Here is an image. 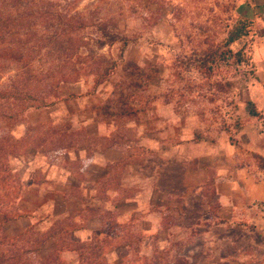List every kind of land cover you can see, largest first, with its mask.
Segmentation results:
<instances>
[{
  "label": "rangeland",
  "instance_id": "obj_1",
  "mask_svg": "<svg viewBox=\"0 0 264 264\" xmlns=\"http://www.w3.org/2000/svg\"><path fill=\"white\" fill-rule=\"evenodd\" d=\"M234 4L235 0H79V9L94 8L95 16L116 20L120 34L129 38L122 50L124 59L156 68L155 76L141 93L150 97V101L134 119H100L91 107L111 94V80L116 77L113 75L88 93L84 91L90 86L89 78H80L73 85L64 84L63 90L71 88L82 94L50 106L25 109L20 122L12 128L15 136L23 134L27 124L69 117L75 129L93 137L76 141L87 147L83 148L86 152L94 147L100 149L113 138L124 145L125 152L120 160L106 165L105 174L90 183L79 170L78 159H71L66 153L79 147L52 152L53 165L43 152L28 147L12 159V167L20 180L19 173L26 176L25 182L21 180L16 205L31 216L25 214L3 222L0 230L11 236L37 219L42 222L34 223L32 230L40 235L56 225L89 227L81 234L71 230L44 241L35 253L38 257L64 246L56 250L55 264H77L76 252L65 249L70 239L77 242L102 239L97 247L99 255L110 264H264V225L250 229V223L242 222L218 231L208 226L217 208L212 177L202 188L201 203L208 204L206 214V208L199 202L192 201V205L178 209L175 201L183 194L178 188L172 198L159 193L156 200L146 201L149 182L143 186L133 169L136 162L159 154L160 149L182 141L190 132L193 138L196 134L210 138L225 131L234 140L232 122L244 106L243 100L236 96L240 89L236 83L238 75L219 72V67L210 74L205 70L199 73L191 66L181 71V78L179 74L176 76L177 56L210 49L222 41L234 15ZM84 32L88 35L93 29L88 27ZM240 42L232 43L231 48H237ZM118 44L104 46L102 50L115 56ZM248 68L242 67L245 74ZM223 75L231 76L233 87L226 93H218L209 82ZM239 76L242 78L241 73ZM184 81L186 90L179 99V91L174 88L184 85ZM230 98L231 103L227 102ZM144 138L158 139L159 149L142 145L140 140ZM253 160L258 166L264 163L256 156ZM137 191L144 196L141 199L139 195L138 201ZM98 219H103L102 231L101 222L96 225ZM35 233H27L26 240L21 239L23 242L3 244L1 248L13 252L30 247Z\"/></svg>",
  "mask_w": 264,
  "mask_h": 264
},
{
  "label": "trees",
  "instance_id": "obj_2",
  "mask_svg": "<svg viewBox=\"0 0 264 264\" xmlns=\"http://www.w3.org/2000/svg\"><path fill=\"white\" fill-rule=\"evenodd\" d=\"M78 1L0 0V226L3 222L27 214L16 205L22 183L12 167L13 158L32 147L43 152L51 161L52 152L71 147L87 149L83 143L76 141L83 137L93 138L84 130L75 129L69 117L27 124L24 133L15 136L12 128L20 122L25 109L50 106L82 94L71 88L63 90L64 84L73 85L80 78H89L90 86L84 91L88 93L113 75L116 77L111 80V94L104 102L91 107L100 119H134L138 112L147 108L150 101V97L141 93L155 76L156 68L150 64L140 65L133 60L124 59L122 50L129 38L120 34L116 20L95 16L94 8L81 10L77 7ZM247 25L246 18L234 14L222 41L210 49L199 52L192 50L177 56L176 66L179 69L176 76L179 74L181 78V71L188 70L191 66L197 72L205 70L207 74L217 67L220 68L219 72L231 71L238 75L236 83L240 89L236 96L238 100H243L244 111L250 115H258L252 101L242 97L245 82L251 73L249 68L246 74L242 70L249 63L247 50L243 45L231 48L232 42L247 32ZM88 27H92L93 32L87 35L84 30ZM115 42L119 43L115 56L102 50L104 46ZM240 73L242 78H238ZM209 83L218 93H226L232 89L234 82L231 76L223 75ZM186 86L184 81V85L174 88V91H179V99L183 97ZM169 91L170 89L168 93ZM227 102L231 103L233 100L230 98ZM246 121V117L237 114L232 122L234 131ZM199 137L198 134L194 135V138ZM100 138L106 139V136ZM118 142L120 141L113 138L98 148L103 149ZM256 157L264 161V157ZM259 166L264 167V163ZM101 221L100 231L104 229L103 219ZM34 223L25 225L11 236L0 230V264L56 263V250L64 246L50 250L41 257L35 253L47 238H54L61 232L66 235L76 227L51 226L40 235L32 230ZM27 233L37 235L33 238L32 246L13 252H8L6 248L2 250L3 244L14 245L16 241L25 239ZM99 241L102 239L87 242L70 239V245L65 249L76 252L77 264H110L104 256L99 255Z\"/></svg>",
  "mask_w": 264,
  "mask_h": 264
},
{
  "label": "crops",
  "instance_id": "obj_3",
  "mask_svg": "<svg viewBox=\"0 0 264 264\" xmlns=\"http://www.w3.org/2000/svg\"><path fill=\"white\" fill-rule=\"evenodd\" d=\"M233 13L248 20L247 32L232 43L241 41L240 45L247 50L251 73L242 97L252 101L258 115L247 114L244 109L240 112L239 116L246 117L247 121L234 131V140L229 139L225 131L210 138H193L190 132L182 141L160 149L159 154L136 162L133 168L143 186L149 182L146 201L156 200L159 193L172 198L178 188L183 192L175 201L179 204L178 209H185L192 201L199 202L206 208V214L208 204L201 203L202 188L212 177L217 208L212 213L214 220L208 226L215 231L242 222L250 223V229L264 225V167L253 160L256 155L264 157V0H235ZM140 143L154 150L160 146L156 138H144ZM124 152V145L119 143L90 152L83 148L66 150L71 159H78L79 170L90 183L105 174L106 165L120 160ZM189 160H193L192 165ZM64 172L69 174L68 170ZM19 175L25 182L26 176ZM139 195L144 198L141 191H137L136 201L140 199ZM98 221L97 226L102 223L101 219ZM82 228L76 227L72 231L81 234L90 230L89 227Z\"/></svg>",
  "mask_w": 264,
  "mask_h": 264
}]
</instances>
